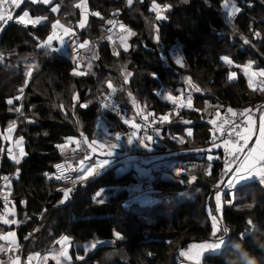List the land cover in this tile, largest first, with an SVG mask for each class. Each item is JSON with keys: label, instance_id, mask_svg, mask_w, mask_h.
<instances>
[{"label": "trees", "instance_id": "1", "mask_svg": "<svg viewBox=\"0 0 264 264\" xmlns=\"http://www.w3.org/2000/svg\"><path fill=\"white\" fill-rule=\"evenodd\" d=\"M229 1L240 8L232 18L225 16L229 13L223 9ZM85 2L89 3L91 12L83 34L93 39L104 38L109 21L117 15L131 33L130 47L122 50L124 54L120 57L114 55L111 44L98 48L95 65L99 70L96 67V74L90 76L73 75L75 62L50 49H37L39 42L51 34L53 23L59 22L64 27L70 25L69 21L79 23L81 15L77 6ZM153 2L161 10L168 7L163 21L157 20ZM53 6L59 8L58 12L52 11ZM28 7L33 9L29 11ZM24 11L33 17L46 18L49 25L24 30L7 22L0 24V47L13 53L6 65H0V175L18 176L10 188L17 210L11 207L8 214L0 212V237L15 233L18 247L12 253L19 261L22 258L25 264L27 248L38 249L35 254H43L67 237L73 264H179L184 260L181 261L180 253L189 244L212 238L215 215L218 234L224 238L226 248L220 255L205 256L203 264H264V183L237 187L236 190L248 189L249 195L246 201L235 202L232 207L228 203L233 191L225 194L228 202L217 211L214 188L220 183L221 155L210 164V172L204 169L195 172L196 186L202 187L201 192L193 193V200L175 205L168 203L174 202L178 195L190 196L186 191L190 188L188 174L174 180L161 179L162 171L154 174L155 187L165 201L150 207L138 203L132 206V195L121 190L122 186L136 182L138 174L131 168L122 172L115 167L99 171L84 185L78 184L75 172L77 182L70 191L63 190L49 177L56 161L70 159L71 152L63 146L66 139L87 137L95 132L101 135V129L105 128L109 134L125 129L119 118L106 114L98 105L101 96L94 98L93 88L97 87L100 74L103 78L111 76L114 70L124 67L137 66L144 74L136 81L132 79L133 94L144 110L138 120L149 113L169 116L159 139L172 151L197 150L179 156L187 161L197 160L195 156L210 136L211 117L203 109L207 101L243 110L264 101V90H252L240 70L236 82H229L228 72L221 69L218 61L219 54L226 53L239 67L258 61L264 68V46L255 37V33L264 31V0H135L129 7L124 0H51L49 6L21 0L14 16ZM155 34L159 35V41H155ZM29 44L35 45L37 59L33 77L27 84L23 59L34 51ZM173 47L187 61V67L175 63L171 55ZM126 63L130 64L125 66ZM120 78L123 75L110 77L107 82ZM107 82L105 88L109 91ZM74 86L78 90L85 88L71 95ZM161 89L173 98L188 89L194 96L197 111L173 114L168 98L157 95ZM21 93L35 108H23L17 122L16 115L9 111L8 101ZM74 95H78L75 100ZM114 96L128 105L119 93ZM10 122L13 127L9 126ZM10 128H14L13 141L3 142L1 139ZM187 128L192 130L191 138L185 134ZM21 138L26 141V155L12 160L15 149L12 147ZM104 189H109L106 198L114 196L98 204L94 198ZM241 205L248 208L240 211ZM9 218L12 221L16 218L17 222L11 225L2 221ZM0 240L6 244V239ZM87 242L97 248L85 259L76 260L77 254H85L80 246ZM1 244L0 241V247ZM8 253L7 249L0 251L1 262H7Z\"/></svg>", "mask_w": 264, "mask_h": 264}, {"label": "rangeland", "instance_id": "2", "mask_svg": "<svg viewBox=\"0 0 264 264\" xmlns=\"http://www.w3.org/2000/svg\"><path fill=\"white\" fill-rule=\"evenodd\" d=\"M124 2H125V5L127 7H129L135 3V0H124ZM154 3L155 2H153V4ZM226 4H227V7L225 6ZM233 4L234 3L230 2V1L228 3H225V5L223 6V9L226 13H229V15H225V16L232 18L237 14V12H239L240 8L236 4L235 5H236V8H238V11H232V5ZM77 7H78V11L80 12V15H87L89 12H91V8L89 6V3H87V2L79 4ZM53 8H56V6H53ZM167 8L168 7H164L160 11L162 16H164L165 10ZM32 9L33 8L28 7L29 11ZM83 9H86V12H83ZM78 21H79L80 25H81V23H83L82 19H80ZM72 22H74V21H69L70 25L63 28V29H65V28L70 29V31L66 34L67 36L58 35L60 37H63V43H61V40L57 39V40H54L52 42L51 47H41L40 46L41 44H46V42H47V38H45L43 41L39 42L37 49L41 50V51L46 50V49H50L52 51V49H58L59 47H63L64 45H66L68 47L70 42L76 43L77 47L74 49V51H76L77 54L78 53L81 54L80 62L84 66L81 69L84 71H78V72L83 73V75L87 74V76H90V75L96 74L94 69L97 67L95 65V63L98 59L97 50L100 46L105 45V44H111L115 49L114 55H116L117 57H120L122 54H124V53H122V50H126L130 47L129 43L131 40V36H130L131 33H130L129 29L122 24H120L116 28L114 33H111V34L107 33L104 36V38L102 37L103 39L102 38L93 39L90 35L83 34V32H85V30H86L84 23H83L84 26L82 27L83 30L80 31L79 28L77 29L76 27L72 26ZM94 22H96V21H94ZM71 30H74V31L71 32ZM103 31H104V29H103ZM52 33H53V28H52L50 35H52ZM89 33H92V32H89ZM94 34H95V32H94ZM156 37H157V34H155V38H154L155 41L157 40ZM255 37L259 38L260 41H258V42L261 43V46H264V31H259V32L255 33ZM113 40H115V41H113ZM29 45H30V47H32L34 49V51H33V53H31L30 56L23 59V61L25 62V66H26L24 72H25L26 77H27V84L30 83V81L33 77L32 74L34 72L35 61L37 59L36 58L37 56H35V45H31V44H29ZM53 52H56L57 54L63 56V58L66 57L63 55L64 53H66L67 55H69L71 53L70 51H66V52L65 51H63V52L62 51H53ZM175 54L180 55L176 51H175ZM12 56H13V53H11L10 51H7L5 49H1V47H0V65H6L7 61L9 59H11ZM223 57H227L229 60L232 61V63L231 64L226 63L222 59ZM71 61H77V60H71ZM218 61H220L221 69L228 72V76L226 78L228 79L229 82H236L237 71L240 70V72H242V74L248 79L249 82L251 79V83H250L251 86L250 87L252 90H257V89L264 90V76H261L258 74L260 72V70L264 69L260 66L261 65L260 62L250 61L246 65L239 67L237 65V63L232 59V56L227 55L226 53L225 54L220 53ZM77 62L80 63L79 61H77ZM182 62H183V65L185 64V66L187 67V65H188L187 61L183 60ZM129 64L130 63H126L125 66L129 65ZM249 64H251V68L248 72V75H245L244 69ZM89 65H91V68H89ZM177 65L181 66L179 64H177ZM97 70H99V67H97ZM231 73H235V77H232ZM252 73H257V75L252 76ZM114 74H116V75L114 76ZM83 75H80V76H83ZM122 75H123V78H120L116 81L110 80L107 82V79L110 77H119ZM141 75H144V74L141 71V69L137 68V66L124 67L122 70H114L113 75L105 76L104 78H103V75L100 74L98 76L99 81L97 83V87H93L94 88V98H96L98 96H101L100 98H102V97H105V96H108L111 94L115 95L116 93H119L120 98L122 99L123 102H125L128 105H136L138 110L135 111V113H133L134 118L136 120L139 118L140 114L142 116L144 115V110L141 108V106L139 105L140 103L138 102L137 98L133 94L132 79L134 78V80L136 81L137 79H139V77H141ZM141 81H143V80L141 79ZM187 81H188V79H187ZM106 82H107V86L109 88V91H108V89L105 88ZM84 88H85V86H83L80 90H78L74 86V88L71 91V95H73L74 92H77V90L82 91V89H84ZM77 96L78 95H74L73 99L75 100L77 98ZM11 101H12V103L9 104V108H10L9 111H10V113L16 115V117H17L16 121L17 122L20 120V117H21L20 112L23 108L31 109V110H33L35 108V105L29 103V100L26 96H24V93L19 94V96L11 99ZM133 101H135V103H133ZM227 108H229V107H227ZM227 108L222 106L220 103H216L214 101H207L206 107H204L203 109L208 114V116H210L211 118H215L218 114H220L222 111H224ZM142 120H143V118H142ZM17 122H14V123H17ZM11 123L12 122H10L9 126L13 127L14 124H11ZM102 125H103V128H105V125L103 123H101V126ZM79 127H80V129L83 128V126H80V125H79ZM15 129H16V127H15ZM9 130L6 131L4 138L1 139L3 142H5L6 140L8 142L13 141L12 137H13V133H14V128H11V132ZM99 130H100V126H99ZM101 130H102L101 135H99L98 132L97 133L95 132V135L92 134L91 136L88 135L87 137H84V136L83 137H81V136L80 137L79 136L78 137H72V138L66 139L63 143L64 148H66L68 151L71 152L69 160H71L72 162L71 163L69 162V165L72 166L77 171L78 184L84 185V184L88 183L92 178L96 177L95 173L97 170L94 171L91 176L88 175V171H91L93 168H95L94 165L96 166V164L98 163L99 160H103L105 162L109 161L107 158H105V159L100 158V155H105V152H106V150L103 149L104 147H101V145L104 144L105 147H109V145L115 144L116 136L120 137V135H118L117 133H115V134L110 133L109 134L108 128L101 129ZM119 131H117V132H119ZM124 135H125V133H123V137H125ZM188 135H189V133H188ZM104 138L106 139V141L103 140ZM93 141H95L96 143L93 144L92 143ZM260 144L261 145H259L256 142V143L251 145L250 150L255 149V152H252L251 155L259 158V154L261 152V148H262L263 143L261 142ZM243 145H244V147H242L240 145L241 146L240 151H242L241 156L244 154V152L249 147V146H246L245 143ZM25 146H26L25 139H22V140L18 139L16 141V144L12 147V149L13 148H20V151H21V148H22L23 151L21 152V155H19L18 157H15V155H13L11 157L13 159H19L21 157L24 158V156L26 155ZM231 146H230V150H231ZM93 148H95V152H93ZM218 150H219V148L215 147V145L209 146V147L203 149L200 154L196 155L197 160H191V161L184 160V158L182 159V158L177 157V156H172L170 154V152L163 156L164 160L158 159L161 161L162 165H164L165 170L170 171L172 176L175 179H179L178 174H180V175L188 174L189 175L190 188L187 189L186 191L190 196L181 197V195H178L177 198L174 200V202H169L168 204L175 205L179 202L191 201L195 198V197H193L194 196L193 192H190V191L191 190L195 191V190H198L199 188L200 189L202 188V187L198 188L196 186V180H197L198 175L195 172L198 170H201V169H204L206 171L207 164L209 165L210 162L213 161V157L210 154V152L211 151L217 152ZM76 151H78L79 153ZM120 151L122 154L129 153L127 149L125 150L123 148H120ZM205 158L207 159L206 161L203 160ZM240 159H241V157L239 158V160ZM146 160L148 161V154L146 153V151H143L142 156L138 158V163L142 164V165H146L147 164ZM139 164H137L135 161L133 162V167L137 171L140 170ZM155 164H156V166H155V169H156V167L158 166V161ZM174 166L177 167V171L172 172V169ZM236 167L232 170L230 176L226 180L223 181V183L220 180V183L214 188L215 189V196H216L218 189L220 190L221 202L219 205V210L223 209L225 206V203L228 202V200L225 197L227 190H226L224 185L228 182V180H230V178H231L233 172L235 171ZM98 168H100V166L97 167V169ZM193 176L195 177L194 180L192 179ZM216 183L217 182H215V185H216ZM251 183H254V182H251ZM251 183H249V184H251ZM259 184H261V183H259ZM253 185H249V186L252 187ZM229 189H235L236 190V188H230V187H229ZM235 190L231 193V201L228 203V206H230V207L234 206L233 204L235 202L246 201V199L248 198V195H249L248 189L238 188L236 190V192H235ZM108 191H109V189L102 190L99 194H97L95 196L94 201L98 202V204H103L106 201H108V199L110 197L114 196V195H111L108 198H106V196L108 195V193H107ZM188 197H192V198H188ZM154 198H155L154 201H150L148 199H142V201L139 202V206H143V205L150 206V205H153L155 203H160V202L165 201L164 197L161 194L155 195ZM247 208L248 207L246 205L245 206L241 205L238 208V210L244 211ZM16 210L17 209L15 208V211ZM150 215L152 216L153 214H150ZM14 216L17 218L16 214H14ZM16 218H14L13 221H12V218H9L11 225L15 224L17 222ZM218 224L219 223L216 221V232L212 233V235H211L212 238L210 240H208L206 242H193V243L189 244V246L184 251L189 253L190 256L181 255V253H185L184 251H182L180 253L181 261H182V259H184V260L182 262H180L179 264H197V260L195 259V255L199 252V246H201V245H212V244H215L216 242H220L221 246L218 249H206L202 253H200L199 264H203L205 256H207V255H220L224 251V249L226 248V244L223 242L224 238H222V236H220L218 234V233H220L217 230ZM10 233H13V232H10ZM9 239L12 241L13 238L9 237ZM14 240H15V245H16L15 247H18L16 235L14 237ZM0 241L2 242L0 249L6 250L7 247L5 246L4 240H0ZM106 245L112 246V244H106ZM193 246H196V247H193ZM80 247L84 248L85 254L84 255L77 254L76 260H78V261L83 260L87 256L91 255L94 252L93 249L97 248L96 245L93 244L92 242L83 243ZM37 251H39V250L38 249L29 250L28 248L25 250V252H24L25 264H32V262H34L35 264H49V263L73 264V257L71 254V243L69 242L68 239L67 240L63 239L60 243H58V245L56 247L47 249L43 254H35V253H37ZM29 257H31V260H29ZM18 263L19 262H16V264H18Z\"/></svg>", "mask_w": 264, "mask_h": 264}, {"label": "built area", "instance_id": "3", "mask_svg": "<svg viewBox=\"0 0 264 264\" xmlns=\"http://www.w3.org/2000/svg\"><path fill=\"white\" fill-rule=\"evenodd\" d=\"M15 5L10 3V0H3V3L0 4V13H3L5 17L9 14L12 19H4L0 20L2 23H8L12 26L19 29H28L30 26L37 25L36 23H32L31 21H36L33 18H26L30 21L27 24L18 23L20 16H14L17 11ZM23 15V14H22ZM121 23L120 15H117L113 22L107 27L106 31L108 34H111ZM45 24H48L45 21ZM175 51L178 52L176 47L171 49V55L174 58L175 63L176 58H181L182 61L184 58L181 55L175 54ZM179 53V52H178ZM181 67V66H180ZM183 67H186L185 64ZM157 95L161 97H166L167 92L165 89H161V91L157 92ZM169 97V96H167ZM177 103H173L172 100H169L171 106V112L176 114H183L185 112H196V106L194 102V97L191 91L188 89L180 96L174 97ZM191 99V107H188V101ZM98 105H100L104 111L111 116H116L121 120L124 124L125 129L121 133L119 139H117V145L120 148L127 149L129 153L122 154L123 158L119 159L116 163L120 165V170L127 171L128 167L125 164L126 158H132L137 155L140 151V148L143 146L142 139L145 137H150V140L157 137L161 133V127L167 121H162L160 115H155L154 113L149 114L144 121L137 122L133 117L132 107L123 105L117 98L112 95H108L102 97L98 100ZM264 108V103L254 104L247 111L242 110L240 108H227L218 114L215 118L210 119L211 129L210 136L206 141L207 146L220 145L219 151L221 154V158L219 160L221 165L220 177L221 181L226 180L232 170L237 166V162H233L230 166L225 165L226 160H231L233 155L240 158L242 151L232 152L230 150L231 145H241L244 147V142L241 140L240 136L242 133L247 132V129L250 128V121L254 123L260 122V114ZM229 109L232 111L230 112ZM235 113V115H233ZM244 114L243 116L241 114ZM169 117V116H168ZM248 117H251V120H248ZM211 121H215V123H211ZM132 124H137L140 126L139 130L134 129ZM235 125H239V127H235ZM136 132V136L133 135L132 132ZM123 133H125V137H123ZM227 142L228 153L225 152V143ZM15 157L21 155L20 148H15L13 151ZM125 157V158H124ZM1 163V159H0ZM59 165L60 167H57ZM231 168V171L228 168ZM49 177L53 178L58 184H60L63 190H68L72 188L76 183L75 172L71 169L68 162L65 160L56 161L51 168L49 173ZM136 182L129 183L127 186H122L121 190L127 191L137 200L142 199H151L153 193H155V186L157 185V181L148 180L142 178L140 176L136 177ZM18 180V176L16 173H3L0 175V212L3 214H8L9 209L15 208L14 201L11 197L10 188L13 182ZM225 188L227 191H230L228 183H226ZM226 191V192H227ZM11 249V247H10ZM8 250L9 260L14 261L16 258V254L12 253V250ZM16 250V247L13 248ZM12 258V259H10ZM22 264V262L20 263Z\"/></svg>", "mask_w": 264, "mask_h": 264}, {"label": "snow or ice", "instance_id": "4", "mask_svg": "<svg viewBox=\"0 0 264 264\" xmlns=\"http://www.w3.org/2000/svg\"><path fill=\"white\" fill-rule=\"evenodd\" d=\"M33 2H35V0H33ZM45 3L48 2V0H44ZM3 3V0H0V4ZM10 3L12 5H15L16 7H19L20 3H21V0H10ZM227 7V4L225 5ZM153 9L157 12V20H164L165 17L160 15V11H161V8L159 5L157 4H154L153 5ZM52 11H56V8H53ZM232 11H238V8H236V5L233 4L232 5ZM98 15V14H97ZM29 16V13L27 11L23 12V15H21L19 17V20H18V23L20 24H27L29 23L30 21H28L26 18H28ZM4 19H9L11 20L12 17L11 15L9 14L7 17H5L3 15V13H0V20H4ZM32 23H38L39 21H31ZM109 23H112V21H109ZM59 22H57V24H53L52 25V28H53V33L52 35L48 36L47 37V42L46 44H41L40 46L41 47H51V44L54 40H61V43H63V37H60V36H57L56 32H55V29L56 27L58 26ZM81 27H83V23H81L80 25ZM70 31V29H67L65 28L64 29V32L67 34L68 32ZM158 31V30H157ZM157 41H159V35H157L156 37ZM246 42V41H245ZM52 51H57V49H52ZM226 63L228 64H231L232 61L229 60L227 57H223L222 58ZM176 62L177 64L181 65V67H183V62H182V59L181 58H177L176 59ZM89 68H91V65H89ZM251 68V64H249L247 67H245L244 69V72H245V75H248V72ZM259 75L261 76H264V69L260 70V72L258 73ZM73 75H83V73L81 72H78V71H74ZM257 75V73H252V76H255ZM231 76L232 77H235V73H231ZM250 83H251V79H250ZM21 91H23V89H21ZM197 91H199V89H197ZM130 95V94H129ZM168 99L172 100V102L175 104L177 103V101L169 96ZM9 104L12 103L11 100L8 101ZM88 103H91V101H89ZM133 103H135V101H133ZM191 99H189L188 101V107H191ZM85 107L87 106L86 104L84 105ZM229 111L231 112L232 110L229 109ZM233 115H235V113H233ZM242 116L244 115L243 113L241 114ZM168 117L167 116H163L161 117V120L162 121H167ZM248 120H251V117H248ZM211 123H215V121H211ZM132 127L134 129H137L139 130L140 126L137 125V124H132ZM235 127H239V125H235ZM11 132V128L9 130ZM260 137H261V140H264V117H261V126H260ZM133 135L136 136V132H132ZM247 133L248 135L247 136H244L242 137L245 142H247V139L251 136V128H248L247 129ZM189 135H191V132H189ZM23 138H21L22 140ZM117 139H119V136H117ZM147 139H150V137H147ZM261 140H258L257 143H261ZM183 141V140H182ZM93 144H95L96 142L93 141L92 142ZM101 147H104V144L101 145ZM115 145H109V150L107 151L106 155L107 156H111L112 155V152H111V148H114ZM215 147H220V145H215ZM23 151V149L21 148V152ZM93 152H95V148H93ZM225 152L228 153V147H227V142L225 143ZM252 152H255V149H252L250 150V152L245 155L244 159L243 160H239L238 157H236L235 155H233V158L231 160H226L225 161V165L226 167L227 166H230L234 161L237 162V167L235 169V171L233 172L232 174V177L230 180H228V186L230 188H234L235 185L238 183V182H241V181H246L248 180L249 178H253L254 176H259V179L262 183H264V156H261L259 158H257L255 161H250L249 160V157L251 156V153ZM17 163H19V161L17 160ZM103 163H105V161L103 160H99L98 163L96 164V168L101 166ZM256 165H259V171L256 170ZM57 167H60L59 165H57ZM96 168H93L91 171H88V175L91 176L93 174L94 171H96ZM229 171H231V168L229 167L228 168ZM192 179L194 180L195 177L193 176ZM223 183V181H222ZM70 191V190H69ZM65 195L67 196V193H65ZM215 202H216V210L219 211V205H220V202H221V195H220V190L218 189L217 193H216V196H215ZM211 214V213H210ZM212 219H213V232L215 233L216 232V217L215 215L212 216ZM3 222L5 224H9L11 223L9 220L7 219H4ZM226 231V229H225ZM9 237H12V244L13 246L15 247V240H14V237H15V233H9L8 236H5V237H0V239H9ZM68 238L67 237H64V240H67ZM220 242H216L215 244H212V245H201L199 246V252L195 255V259L197 260V264H199V257H200V253H202L204 250L206 249H218L220 247ZM193 247H196V246H193ZM3 249H0V251H2ZM181 255H184V256H190L189 253L185 252V253H181ZM12 259V258H10ZM29 260H31V257H29ZM19 261V257H16L15 260H14V264H16V262Z\"/></svg>", "mask_w": 264, "mask_h": 264}, {"label": "crops", "instance_id": "5", "mask_svg": "<svg viewBox=\"0 0 264 264\" xmlns=\"http://www.w3.org/2000/svg\"><path fill=\"white\" fill-rule=\"evenodd\" d=\"M35 3H39V4H42L44 6H48L51 3V0H48L47 3H45L44 0H35ZM57 9H58V7H56V10ZM83 12H86V9H83ZM89 14L90 13H88L87 15H81V19H82V22L84 23L85 27L87 25V17H88ZM53 24H57V22H55ZM72 26L73 27H76L77 29L78 28L79 29L81 28V26H80L79 23H74V24H72ZM63 28H64V26L59 23L58 26L55 29V32H56L57 36L58 35L67 36L66 33L64 32V29ZM72 31H74V30H71V32ZM80 31H81V29H80ZM113 41H115V40H113ZM76 47H77L76 43L70 42L68 47L66 45H64L63 47H59L57 49V51H62V52L63 51H65V52L66 51H70L73 54V56H71L70 54L67 55L66 53H64L63 55L66 56V58H68L70 60H77V61L80 62L81 54H79V53L77 54L76 51H74V49ZM77 61H73V62H75L77 64L76 65V71H84V70H81L84 66L81 64V62L78 63ZM261 117H264V111L260 114V122L259 123H254V122L250 121L251 136L247 139V142H245V140L242 138V137L248 135L247 132L242 133L241 136H240L241 140L245 143V145L246 146H249L247 148V150L244 152V154L241 156V159L240 160H243L244 157H245V155H247L250 152V147H251L252 144L256 143L258 140H261L260 131H259L260 130V126H261ZM189 132H191V135L190 136L188 135ZM185 134H186V136L188 138H190L192 136V130L190 128H187L186 131H185ZM103 140L106 141L105 138ZM261 142L263 143V145H262V148H261V152L259 154V157L264 156V140H261ZM114 145H115V147L114 148H111V152H112V155L111 156H107L106 155L107 151L109 150V147H105L104 146L103 149H105L106 152L104 151L105 152V155H100V158H102V159L107 158L109 161L108 162H105L104 164H102L101 165L102 167L100 166V168H98V169H103L105 167H112V166H114L113 163H115L119 159H122L123 158L119 146L116 145V143ZM259 145H261V144L259 143ZM240 147H241L240 144L239 145H232L231 146V150L233 152H238V151H240ZM160 148H162V142H161L160 139H154L153 142L152 141H149V140H145L144 141V146H143L140 154L138 156H136V157L128 160V164L130 165V168L135 171V174H140L141 176H143L145 178H151V177L154 176V174H156V173L158 174L160 171H162L161 179H164L165 180L163 174L171 173V172L170 171H166L164 165H162L161 161L158 160V159L164 160L163 159L164 158L163 156L165 154L169 153V152H170V154L172 156H176V155H178L180 153L183 154V153L186 152V151H182V152L170 151L169 149H166L165 151H161ZM143 151H146V153L148 154V161L146 160V163H147L146 165H142V164H139L138 163V158L142 156ZM210 154L212 155V157L214 159L213 151H211ZM257 158L258 157H255V156L251 155L249 157V160L250 161H255ZM134 161L137 164H139V166H140V170L139 171H137L133 167V162ZM157 161H158V166L155 169V166H156L155 163H157ZM94 167L96 168L95 165H94ZM259 167H260L259 165H256V170L257 171H259ZM98 169L96 168L97 171H98ZM210 169H211V166L208 168V171L207 172H210ZM175 171H177V167H176V170ZM172 172H174V170H172ZM184 175L185 174H182V175L178 174L179 177H182ZM251 182H259V183H262L260 181V179H259V176H254L253 178H249L246 181L238 182L235 185L234 188L241 187V186H245V185H247V184H249ZM191 192H193V193H200L201 192V189L199 188L198 190H195V191L194 190H191ZM5 242H6L5 246L7 247L8 250L10 249V247H11L10 250H13V248H15L13 246V244H12V241L10 239L9 240L6 239ZM11 261L10 262H9V260H7V262H1L0 261V264H14V261L13 262H11ZM32 264H35V263L32 262Z\"/></svg>", "mask_w": 264, "mask_h": 264}, {"label": "clouds", "instance_id": "6", "mask_svg": "<svg viewBox=\"0 0 264 264\" xmlns=\"http://www.w3.org/2000/svg\"><path fill=\"white\" fill-rule=\"evenodd\" d=\"M51 4V3H50ZM49 4V5H50ZM154 4H157L156 2L154 3ZM154 4H152V9H153V5ZM48 5V6H49ZM158 5V4H157ZM57 7V6H56ZM58 10H59V8L55 11V12H58ZM153 11H154V13L155 14H157V12L153 9ZM25 12V11H24ZM29 13V12H28ZM23 14V13H22ZM21 14V15H22ZM20 15V16H21ZM160 15H161V13H160ZM29 17H31V18H33L34 20H36V21H39L38 23H36L37 25H35V26H39V25H43V24H45V21H47L48 22V24H45V25H49V21L46 19V18H41V17H33V16H31L30 15V13H29ZM115 19V18H114ZM113 22V21H112ZM2 22H0V24H1ZM120 24H122V23H120ZM81 30H83L82 29V27L80 28ZM116 30V29H115ZM115 30L112 32V33H114L115 32ZM192 93V92H191ZM112 96H114L113 94H111ZM115 97V96H114ZM161 97V96H160ZM167 97V96H166ZM165 97V98H166ZM194 97V96H193ZM116 98V97H115ZM168 98V97H167ZM118 99V98H117ZM119 100V99H118ZM168 100H170V99H168ZM120 101V100H119ZM98 102V101H97ZM121 102V101H120ZM122 103V102H121ZM259 103H264V101L263 102H259ZM259 103H255V104H259ZM123 104V103H122ZM254 105V104H253ZM125 106H131L132 107V111H133V108H136V110L135 111H137L138 109H137V107H136V105H125ZM196 106V105H195ZM252 106V105H251ZM250 106V107H251ZM249 107V108H250ZM102 108V107H101ZM248 108V109H249ZM103 109V108H102ZM234 109V108H233ZM247 109V110H248ZM104 110V109H103ZM197 110V109H196ZM243 110V109H242ZM247 110H245V111H247ZM264 111V108H263V110H262V112ZM106 113V112H105ZM133 113V112H132ZM107 114V113H106ZM149 114H151V113H149ZM148 114V115H149ZM174 114V113H173ZM148 115H146L145 117H144V119L143 120H138V119H136V121L137 122H142V121H144L145 120V118L148 116ZM133 117H134V115H133ZM210 119H212V118H210ZM210 119L208 120V122L210 121ZM210 123V122H209ZM211 125V124H210ZM124 130H126V129H124ZM162 130H163V125H162V127H161V133H162ZM123 131V130H122ZM159 134L157 137H155V138H153L152 140H150V139H147V138H143L142 139V143H143V146H144V141L145 140H149V141H153L154 139H159V137H161V135L162 134ZM117 134H118V132H117ZM191 138V137H190ZM162 142V141H161ZM115 143H116V145H117V136H116V138H115ZM143 146L140 148V151H139V153L137 154V155H135L134 157H136V156H138L139 154H140V152H141V150H142V148H143ZM165 146V144L162 142V148H160V150L161 151H165L166 149H168L167 147H164ZM207 147H209V146H207V145H205V147H202V150L203 149H205V148H207ZM220 148V147H219ZM170 150V149H169ZM201 150V151H202ZM170 151H172V150H170ZM184 151H186L185 153H180V154H178V155H176L177 157H179L180 155H186V154H188V153H197L198 151L197 150H191V151H187V150H184ZM177 152H182V151H177ZM201 153V152H200ZM199 153V154H200ZM213 154H214V159H213V161L212 162H214L215 160H216V158H217V156L218 155H221L220 154V151L218 150L217 152H213ZM198 155V154H197ZM97 157V156H96ZM134 157H132V158H134ZM196 157V156H195ZM132 158H126V165H127V167L128 168H130V165L128 164V160L129 159H132ZM181 158V157H180ZM221 158V157H220ZM203 160H207L206 158L205 159H203ZM220 160V159H219ZM65 161H67V160H65ZM68 162V161H67ZM118 161H116L115 163H113L114 164V166H112V167H115V169H116V171L118 170L119 172H122L123 170H120V165H117L116 163H117ZM212 162H210V164L212 163ZM68 164H69V162H68ZM210 164L208 165L207 164V166H206V172L208 171V168L210 167ZM70 166V165H69ZM71 167V169L74 171V172H77L72 166H70ZM112 167H105V168H103V169H99L97 172H99V171H103V170H105V169H108V168H112ZM208 167V168H207ZM172 170H176V166H174L173 167V169ZM96 172V173H97ZM163 176H164V178L165 179H171V180H174L175 178L172 176V174L171 173H166V174H163ZM75 178H76V176H75ZM142 178H145V177H142ZM145 179H148V180H153V181H156V178H154V176L153 177H151V178H145ZM220 180V179H219ZM76 182H77V179H76ZM75 182V183H76ZM76 185V184H75ZM74 185V186H75ZM73 186V187H74ZM72 187V188H73ZM197 187H200V186H197ZM71 189V188H70ZM69 190V189H68ZM201 190H202V188H201ZM235 189H231L230 191H227L226 192V194L227 193H229V192H232V191H234ZM158 189L155 187V193H153L152 194V196H151V199H149L150 201H154L155 200V198H154V195H158ZM142 200H137L135 197H131V200H130V204L132 205V204H134V203H138L139 204V202H141ZM156 204V203H155ZM155 204H153V205H155ZM153 205H150V206H153ZM133 206V205H132ZM144 207H150V206H147V205H143ZM143 206H141V207H143ZM8 260H9V257H8ZM9 262H10V260H9ZM11 262H13V261H11ZM22 262V258L20 259V261H19V263L18 264H20Z\"/></svg>", "mask_w": 264, "mask_h": 264}, {"label": "bare ground", "instance_id": "7", "mask_svg": "<svg viewBox=\"0 0 264 264\" xmlns=\"http://www.w3.org/2000/svg\"><path fill=\"white\" fill-rule=\"evenodd\" d=\"M91 136V135H90Z\"/></svg>", "mask_w": 264, "mask_h": 264}]
</instances>
